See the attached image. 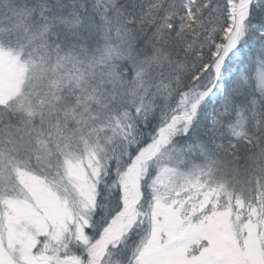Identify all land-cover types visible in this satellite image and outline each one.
<instances>
[{
	"label": "snow or ice",
	"instance_id": "6c2138e0",
	"mask_svg": "<svg viewBox=\"0 0 264 264\" xmlns=\"http://www.w3.org/2000/svg\"><path fill=\"white\" fill-rule=\"evenodd\" d=\"M0 264H264V0H0Z\"/></svg>",
	"mask_w": 264,
	"mask_h": 264
}]
</instances>
